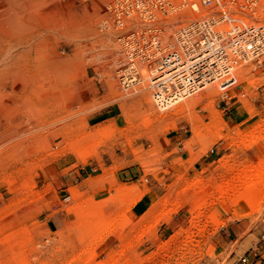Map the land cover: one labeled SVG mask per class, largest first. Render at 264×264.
Masks as SVG:
<instances>
[{"label": "rangeland", "instance_id": "obj_1", "mask_svg": "<svg viewBox=\"0 0 264 264\" xmlns=\"http://www.w3.org/2000/svg\"><path fill=\"white\" fill-rule=\"evenodd\" d=\"M117 1L40 0L48 20L6 25L0 264H264V188L241 195L264 181V56L237 66L243 81L186 98L203 96L188 111L160 110L146 77L120 75L117 35L144 20L116 28ZM178 4L151 9L164 46L206 18L264 26V0Z\"/></svg>", "mask_w": 264, "mask_h": 264}, {"label": "built area", "instance_id": "obj_2", "mask_svg": "<svg viewBox=\"0 0 264 264\" xmlns=\"http://www.w3.org/2000/svg\"><path fill=\"white\" fill-rule=\"evenodd\" d=\"M177 1H179L177 8L181 9L189 5L187 0ZM203 5L206 8L209 7L210 1H204ZM153 7L160 13L175 8L173 0H122L117 1L113 6V12H115L114 22L117 25L122 26L124 24L123 19H126L127 22L136 18L144 20L142 23L139 22V26L118 34L116 38L122 55L123 72L130 70L133 73V78L130 75H121L123 79L129 82H132L131 80L135 81L136 76L139 75L138 70L150 67L152 64H158L161 59L167 56V54H162V51L166 49L163 40L167 36L161 28L149 24L155 18L151 10ZM222 22L228 26L227 29L222 30L217 27ZM208 23L210 28L204 30L203 26ZM171 38H173V35ZM175 43L174 46H180L183 52L187 54L194 50L198 52L208 50L210 44L224 53L227 50L229 54L228 61L238 64L264 56V26H245L242 21H228L224 16L218 21L213 20V18H206L192 21L178 29ZM173 53L175 54V52ZM215 64H212L213 69L220 72ZM222 70L224 74H230L232 67L223 65ZM230 78L229 75L227 81ZM213 81L215 80L211 77L206 82L211 83ZM234 83L235 80L232 78L227 83H222L219 88L225 90ZM241 263L248 264V261L242 258Z\"/></svg>", "mask_w": 264, "mask_h": 264}, {"label": "bare ground", "instance_id": "obj_3", "mask_svg": "<svg viewBox=\"0 0 264 264\" xmlns=\"http://www.w3.org/2000/svg\"><path fill=\"white\" fill-rule=\"evenodd\" d=\"M187 1H189L190 9H192L193 11L194 10L197 11L198 8H196V5L205 7L203 3L204 1H207V0H187ZM209 1H210L209 7L220 2V0H209ZM40 6H41L40 0H0V50H2L3 44L7 40L5 39L6 38L5 36L9 33V30H7L6 25L10 24L14 27L16 24H20V23L24 24V21L34 22L38 19H41V20L46 19L47 16H49V12H47V10L45 9H41ZM187 10H188L187 12H190L189 9ZM114 25L116 28H119L121 30L124 29V26H125L124 24L122 26L120 24L117 25V23L115 22H114ZM203 28L204 30H208L210 28V24L208 23L207 25L203 26ZM177 33L178 31L176 32V35L174 34L173 40L171 42V44L173 45L176 44L175 41H176ZM17 42H20V41H17ZM173 45H171L170 47L165 46L166 49L162 51V54H167V56L161 59L158 64H152L150 67H144L141 70H138L139 77L140 79H142V81H144L143 77H146L148 79L149 82L146 81L145 84L143 83L144 84L143 88L147 89V87H149L151 89L152 93L150 91V94L152 95L151 96L153 99L152 102L158 109L160 110L169 109L172 106H175L176 103H178L179 101H183L180 105L177 104L179 107L175 108V112L176 111L180 112L178 110H184L185 112L186 110L188 111L189 108L199 103L203 99V96L198 95L197 97H193L191 99H186V98H188L189 96H192L194 93L198 94V92L203 91L205 87H208L209 90L214 91V88L211 86V84H213L214 82L219 81L218 86H220L222 85V83H227L232 78H234L235 81L238 79H240V81H243L242 76H238L237 75L238 72L236 73L235 71L237 66L240 64H243V62H240L238 64H233L232 62H229L227 58L229 56L227 50H226V53H224L220 49L212 47L209 44L208 50H202L199 52L194 50L187 54L183 52L180 46L172 47ZM173 52H175V54ZM213 63H216L215 65L220 69V72H217L218 70L213 69L212 67ZM223 65H225L226 67L228 66L232 67L230 74H224L222 70ZM120 75H124V76L130 75L131 78H133V73L130 70H126L125 72H122ZM229 75L231 76V78L228 79L227 81V78L229 77ZM211 77L214 78L215 81L211 83H207L206 81L210 79ZM131 81H134V80H131ZM140 88L142 89V87ZM146 92L142 93L141 97L144 99L142 100L147 103L148 110L152 111L153 108L151 106V101L149 99L150 97L147 96L148 92L147 93ZM209 93H211V91L208 92V94ZM168 97H171V98L169 99ZM16 115H13V117L10 116L11 122H15V123H12L14 129L18 128L22 124V121H21L22 119H16ZM21 129H23V127ZM21 129H17V130H21ZM4 135L0 136V140L2 139V137H4ZM249 145L251 144L249 143ZM262 172H264V170L258 168L254 170L253 174L257 176L261 174ZM261 188H264V181L260 180V181L252 182L250 185L246 186L243 189L241 195L243 194L246 195V193H248L249 195L250 190L261 189ZM257 195L253 197L251 196L252 198L249 200V203H248L250 206L255 204L258 201Z\"/></svg>", "mask_w": 264, "mask_h": 264}, {"label": "crops", "instance_id": "obj_4", "mask_svg": "<svg viewBox=\"0 0 264 264\" xmlns=\"http://www.w3.org/2000/svg\"><path fill=\"white\" fill-rule=\"evenodd\" d=\"M143 198L139 199L134 205H133V208H132V211H133V214H142L144 213V211L147 209V206L145 208H143L142 210H138L137 208V205L139 204L140 200H142Z\"/></svg>", "mask_w": 264, "mask_h": 264}]
</instances>
